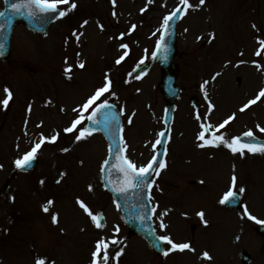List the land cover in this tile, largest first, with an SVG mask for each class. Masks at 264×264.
<instances>
[{
    "label": "rangeland",
    "instance_id": "1",
    "mask_svg": "<svg viewBox=\"0 0 264 264\" xmlns=\"http://www.w3.org/2000/svg\"><path fill=\"white\" fill-rule=\"evenodd\" d=\"M48 2L67 14L44 36L19 26L11 56L0 58V101L6 98L5 88L12 93L6 108L0 104V264H37L38 260L92 264L101 241L107 244L106 264H242L243 251L251 254V264H264V239L254 232L259 223L248 219L250 215L264 223V154L245 148L241 156L228 152L223 144L210 150L195 147L202 143L198 139L204 131L201 124L211 125V135L228 142L245 131L264 137L260 131L264 129V97L240 111L264 89V0H205L203 5L187 0L191 7L185 5L176 57L182 95L167 147V166L155 174L151 198L157 233L178 245L187 243L194 251L171 250L166 244L167 256L153 254L140 238L128 235L120 211L102 186L101 166L107 155L102 136L86 134L80 141L76 137L90 111L83 105L107 83L109 91L98 102L116 101L124 109L126 155L137 169L146 166L163 129L161 73L154 66L135 80L131 72L152 58L164 18L181 2ZM73 3L75 9H71ZM67 68L71 71L66 73ZM227 80L231 91L225 88ZM192 100H197L200 114ZM29 106L30 115L26 113ZM77 119L81 123L66 132ZM226 120L229 123L219 128ZM52 137H57L55 142H49ZM41 138L36 152L39 167L32 174L17 173L15 161L31 152ZM234 172L239 180L231 189L239 190L240 182L246 206L226 212L219 201ZM199 180L207 181L206 185L192 186ZM199 187L206 188L194 191ZM78 200L97 217L104 211L105 226L95 227ZM49 201L53 203L46 213L43 207ZM201 211L206 225L197 215ZM164 212L167 229L162 231ZM53 215L58 217L56 224ZM205 252L210 260L202 258ZM104 254L102 248L97 264H105Z\"/></svg>",
    "mask_w": 264,
    "mask_h": 264
},
{
    "label": "snow or ice",
    "instance_id": "2",
    "mask_svg": "<svg viewBox=\"0 0 264 264\" xmlns=\"http://www.w3.org/2000/svg\"><path fill=\"white\" fill-rule=\"evenodd\" d=\"M60 2H63V3H67L68 0H60ZM152 0H149V3H151ZM181 4L183 5H186L187 7H191V5H188L187 4V0H180ZM200 4L203 5L205 3V0H199ZM113 5H115V0H113ZM29 6H35V8H37L40 12L42 13H56L58 16L60 17H63L64 15H66L67 13L66 12H62V11H58L57 9V6H56V3H49L48 0H28V4H25V5H21V4H12L11 5V8H12V11L14 12H19L21 7H29ZM76 8V5L73 3L71 4V9H75ZM181 9L180 8H177L175 11H173L171 13V15L169 16H166L164 18V21H163V25L165 27H167L169 25V22L173 20L174 17H176L177 13L180 12ZM113 15H115V13H113ZM4 16V13L3 12H0V17ZM84 24H87V21L84 22ZM84 24L81 25V27L84 26ZM133 29H135V25L132 26ZM253 27L255 28V25H253ZM2 30V29H0ZM74 36H76V39L77 41H79V35H77L76 33H73ZM80 35H83V33H81ZM262 44H264V42H261ZM0 47H3V45H0ZM126 47V45L124 46ZM256 55H260V52L257 51ZM117 64L120 63V60H117L116 61ZM84 64L83 63H80L78 65L79 68L83 69L84 68ZM257 69L259 70L260 66L259 65H256ZM71 69L70 68H67L65 69V72H70ZM217 75H220L219 73H217ZM70 78V77H69ZM110 83V82H109ZM207 82H205L206 84ZM202 89L204 87V85L201 86ZM5 93H6V98L3 99L2 101H0V104H2L5 108L8 106L9 104V101L12 99V93L9 89L5 88L4 89ZM109 91V86L108 84L106 83V85L103 87V88H100L96 91V93L90 97L87 101L86 104L83 105V109L84 110H87L89 108V106L93 105L97 100H99V98L104 95V93L108 92ZM260 97H264V89H262L259 94L257 95V97L251 101H249V103L247 105H245L244 107H242L240 109L241 112H244L246 108H248L250 105H253V104H256L257 101L260 99ZM110 107V105H108L106 102H102L101 104H99V106L93 111L92 113V116H89L88 119L91 120L93 123H96L97 121L96 120H93V117L96 116V114L98 112H100L101 110L103 109H106ZM212 108V105L209 104V109L211 110ZM29 112L31 111V106H29ZM134 115V114H133ZM198 120L200 119L199 116L196 117ZM235 117H230V119H234ZM81 121L79 119L75 120L72 124L71 127L67 128L65 131L66 132H72L74 128H76V126L78 124H80ZM129 123H131V120H129ZM227 123H229V121H224L223 123H221L219 125V128H223ZM212 126L211 125H203L201 124V128L202 129H210ZM218 130V129H217ZM260 131H264V129H260ZM90 135V133H88ZM160 136H163L164 134L163 133H160L159 134ZM211 135V133H210ZM245 137H248L250 140H254V136H253V133L251 131H248L246 132L245 134ZM57 137H52L51 140L49 142H55ZM86 138V133L84 131H81L80 134L76 137V140L77 141H80L81 139H84ZM205 138V131H201L199 134H198V139L199 140H204ZM43 143V138H41V143H37L35 144V146L32 148L31 152L25 154V156L20 159V160H16L15 161V166L17 169H21L23 170L26 166H30L31 164V161L33 159H35V155H36V152L37 150L41 147ZM157 144H160L161 141L160 140H157L156 141ZM221 144H223L225 147H228L230 148V150L232 151L233 154H236V153H240L241 156H243L244 154V149L247 148L248 152L250 153H260V154H264V146H256L252 143H248V144H245V143H242L240 141V138L237 137V138H233L231 142H228V141H225L223 139L222 136L220 137H216V136H213L212 139L210 140H206L204 141V143H200L198 144L197 146L200 147V148H204L205 146H210V147H219ZM123 150V149H121ZM65 152L68 151V149H64ZM117 159L119 160L120 164H119V171L122 172L124 174V178H125V183L124 185H122L119 189V191L123 192L125 191V187L127 185H131L132 181L135 180L137 181V183H143L144 180L146 179V177L150 174V170L153 169V165L157 163L156 161V157L154 156L152 161L149 162V164L145 167H140L138 170L136 169V166L131 163L130 161H128L125 157H122V156H118ZM166 167V165L163 163V162H160L158 164V168L159 169H164ZM157 176L159 175V171H157L155 173ZM61 176H63V174H61ZM60 181L58 180L57 183H59ZM235 182H236V177L233 176L232 177V183H233V186L235 185ZM44 182L41 181V184H43ZM154 183V182H153ZM91 190V188H90ZM115 190V189H114ZM240 193H243L245 191L244 188H239L238 190ZM233 196V193L231 191H229L227 193V195L225 196V198L221 199L219 201L220 204H224L225 201L228 199V197H232ZM53 202L52 201H49L47 205H45L43 207V211L44 212H48L49 210V207L51 206ZM77 203L79 204V206L84 210V212L91 218V220L93 221L95 227L97 228H100L102 227V225L98 222V217L96 215H93L91 211H89V209L86 207V205L81 202V201H77ZM154 211V209H153ZM167 215V212H164L161 214V223H160V228L161 230L163 231L164 229H166L167 225H165L163 223V216ZM197 215L200 217L201 221L205 223L206 225V221H204V213L201 211L199 213H197ZM248 219H254L252 216H248ZM58 222V217L56 215H53L52 216V223L53 224H56ZM257 223H260V221H256ZM159 242H162L164 244H168V245H171V250H179L180 252H183L185 250H188V251H194V249H192L190 247L189 244L187 243H184V244H179L177 245L176 243H174L168 236H162V237H157L156 238ZM111 243L113 244H116L117 241L113 240ZM105 249V254L103 256V260L106 264L107 260H108V255H107V252H106V249H107V244H105L103 241L99 242L97 244V250L96 252L93 253V260H92V264H97V260H96V257L98 255V253L100 252L101 249ZM169 254L168 251H164L163 252V255L164 256H167ZM119 255V253L117 254V256ZM203 259H206V260H210L211 257L209 256V254L207 252H205L203 254ZM37 264H44V261L43 260H38L37 261Z\"/></svg>",
    "mask_w": 264,
    "mask_h": 264
},
{
    "label": "water",
    "instance_id": "3",
    "mask_svg": "<svg viewBox=\"0 0 264 264\" xmlns=\"http://www.w3.org/2000/svg\"><path fill=\"white\" fill-rule=\"evenodd\" d=\"M12 4H14L13 0L12 1L7 0V8L3 12L4 16L0 17L1 26L6 27L5 32L0 37V45H3V47H0V50L3 55L5 54L7 55L8 52L10 51V43H9L10 36H11L12 28L16 23L21 22V21H24V22L27 21V24L29 27L37 29L35 22H34V17L26 13L27 7H21L19 12H14L12 11V8H11ZM21 5H24V4H21ZM167 36H169V40H167V37L163 39L158 55H157V58H156V61L160 63V66L162 67V70H163L164 80H165L163 91L165 93L166 99L170 102L169 108L167 111L168 115H170L173 109L175 98H176L175 94L170 95V93L165 89V87L168 86V89L170 90V92H173L175 90V80H176V67L174 66V62L172 59L173 57L172 54L174 53L175 45H174V42L172 41V27L171 26L167 28ZM131 214L133 216V219L131 220L129 225H130L132 232L139 233L143 235L144 237L148 238L151 241L150 244L152 245V247L156 251H159L160 250L158 247L159 241L156 239L157 237L153 234L151 230V226L148 225L146 228L144 227L143 222L140 223L139 221H137L141 217L140 216L137 217V215L139 214L135 210Z\"/></svg>",
    "mask_w": 264,
    "mask_h": 264
},
{
    "label": "bare ground",
    "instance_id": "4",
    "mask_svg": "<svg viewBox=\"0 0 264 264\" xmlns=\"http://www.w3.org/2000/svg\"><path fill=\"white\" fill-rule=\"evenodd\" d=\"M225 88H226V90H230V91H231V89H232V86H231L230 83H228V80H227V83L225 84ZM228 93H229V92H228ZM31 113H33V112H31Z\"/></svg>",
    "mask_w": 264,
    "mask_h": 264
}]
</instances>
